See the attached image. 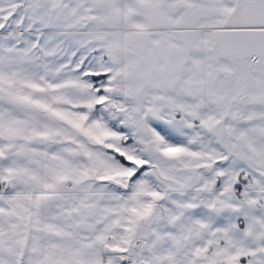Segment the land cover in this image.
<instances>
[{"label":"snow or ice","instance_id":"obj_1","mask_svg":"<svg viewBox=\"0 0 264 264\" xmlns=\"http://www.w3.org/2000/svg\"><path fill=\"white\" fill-rule=\"evenodd\" d=\"M0 264H264V0H0Z\"/></svg>","mask_w":264,"mask_h":264}]
</instances>
